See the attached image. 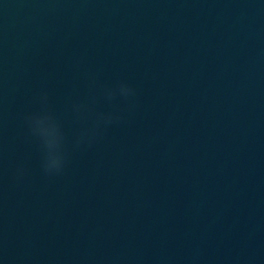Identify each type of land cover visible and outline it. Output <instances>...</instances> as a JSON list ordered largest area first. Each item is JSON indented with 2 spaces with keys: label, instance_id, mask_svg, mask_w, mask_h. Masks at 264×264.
I'll use <instances>...</instances> for the list:
<instances>
[{
  "label": "water",
  "instance_id": "obj_1",
  "mask_svg": "<svg viewBox=\"0 0 264 264\" xmlns=\"http://www.w3.org/2000/svg\"><path fill=\"white\" fill-rule=\"evenodd\" d=\"M0 264H264V0H0Z\"/></svg>",
  "mask_w": 264,
  "mask_h": 264
},
{
  "label": "clouds",
  "instance_id": "obj_2",
  "mask_svg": "<svg viewBox=\"0 0 264 264\" xmlns=\"http://www.w3.org/2000/svg\"><path fill=\"white\" fill-rule=\"evenodd\" d=\"M116 91L117 90L109 89L106 91V95L109 98H112L113 96L116 95ZM118 91L121 95H123L125 97H127L130 94H134L133 89H131L130 87H128L125 84H121L118 88ZM77 107H79V106H77ZM113 119H119V117H113L112 115L104 116L103 114H101L98 117V123H99V121H103L105 123H110ZM27 120H28V123H29V126H30L32 133L40 138V140L42 142V147L45 150L44 160H43L44 171L48 174L60 172L62 170L65 162H66V153L63 150L64 138H63V135L60 131L59 124H58L57 120L55 119V117L50 112H47V111H45L44 114L31 115V116L27 117ZM41 120L47 121L49 126L58 133L57 148H56L55 157H52V155L50 154L48 142L46 141L44 136L37 129L36 125ZM98 123H97V126H98ZM84 135H87V132L83 133L82 137Z\"/></svg>",
  "mask_w": 264,
  "mask_h": 264
}]
</instances>
